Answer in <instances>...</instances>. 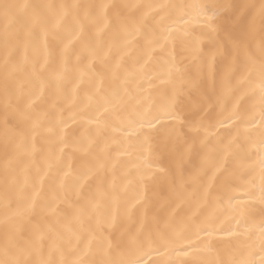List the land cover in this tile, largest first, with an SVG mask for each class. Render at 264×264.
Masks as SVG:
<instances>
[{
    "label": "bare ground",
    "instance_id": "bare-ground-1",
    "mask_svg": "<svg viewBox=\"0 0 264 264\" xmlns=\"http://www.w3.org/2000/svg\"><path fill=\"white\" fill-rule=\"evenodd\" d=\"M5 3L28 7L7 17L0 8V258L7 245L35 248L33 264H99L110 243L115 259L134 237L190 219L211 220L216 231L199 239L194 227L183 230L186 238L170 232L176 243L146 256L147 264H218L246 255L264 220V137L256 77L238 88L228 68L248 55L259 60L262 0H0ZM180 4L230 7L220 10L210 36L203 23L189 17L185 23L177 10L159 7ZM188 11L195 17L194 8ZM36 14L50 28L59 21L47 47L41 28H29ZM75 33L80 38L62 55ZM228 33L241 38L239 48ZM98 87L124 101L99 121ZM173 110L179 120L168 115ZM137 112L160 120L151 128L129 126ZM221 161L226 171L210 179ZM89 196L98 206L94 235L77 239L69 229ZM209 239L210 249L201 243ZM172 247L188 255L177 256Z\"/></svg>",
    "mask_w": 264,
    "mask_h": 264
},
{
    "label": "snow or ice",
    "instance_id": "snow-or-ice-1",
    "mask_svg": "<svg viewBox=\"0 0 264 264\" xmlns=\"http://www.w3.org/2000/svg\"><path fill=\"white\" fill-rule=\"evenodd\" d=\"M18 7L27 8V5L18 6L14 4L5 3L0 5V8L3 9L4 15L7 17L12 13V11ZM76 7V6H73ZM159 7L164 8H172L177 10L178 19L188 22L185 17H189L190 19H195L197 22L203 23L204 27L208 30L209 35L211 33H215L217 31L214 26V20L220 14V10L225 7V5H205V4H196V5H162ZM247 7V6H246ZM195 9V17H191L189 13V9ZM260 15L264 18V0L260 5ZM200 17H204L202 21H200ZM239 22V17L234 24ZM39 27L41 28L45 40V47H47V36L49 31H52L53 38L55 39V28L59 27V21L49 27L48 21L42 19L38 14L33 16V19L29 25V28ZM127 30V25H125ZM138 28H135V31H138ZM169 35H163L161 38L167 41L171 35V29L167 30ZM129 35H133V31L128 32ZM79 33H75L72 35V38L68 41L67 44L64 45V49L62 50V55L67 52L68 44L72 43V40L79 39ZM227 39L231 43L233 48H239L241 46L242 40L240 37H234L231 33H228ZM97 48H99V42H97ZM93 55H96V49H91ZM214 57L208 61V74L209 79L212 81V85L209 88V94L214 91L215 81H214ZM103 63V61H102ZM43 75V71L40 73ZM229 78L236 79V85L238 88H241L245 85H250L253 83V76L256 77V86L258 88L259 93V126L261 129V136L264 137V43H262L259 50V60H256L252 55H248L247 59L243 64H238L235 59L232 64L228 68ZM54 79L58 82L61 79V74H56ZM102 82V81H101ZM97 95L100 97L99 100L96 101V112H97V121L100 120L101 113H107L109 108L115 111L118 107L122 106L124 103L123 98L119 96V93H112L111 96L105 94L103 89L98 87L96 90ZM90 100L93 98L90 97ZM207 114V113H206ZM136 115L139 117L138 119H130L129 126L133 124H139L140 127H144L147 125L149 128L154 126V121L159 122L160 117L158 115L151 116L150 114L137 112ZM175 120H179L180 117L177 115L176 111L173 110L168 113ZM227 120H231L232 116H228ZM66 123V122H64ZM223 126L224 121L220 122ZM249 124L255 125L256 118L255 116L249 120ZM264 143V139L261 141ZM222 169H224L223 162H218L215 166V172L210 179L216 178V172H220L223 174ZM260 171H261V183H260V203L264 204V160L260 163ZM91 174V171L90 173ZM67 175V173H65ZM88 177L85 175L84 179L86 180ZM227 184V178H225V185ZM60 187H63V182L61 181ZM58 194H54V198ZM78 198L82 197V194L77 191ZM35 207V198L32 203L28 205V209L31 210ZM97 204L95 203V198L89 196L87 198V203L84 207L80 208L76 214V226L75 229L70 228L69 231L72 232L73 235L80 239L82 235H94V227L93 222L95 220L94 210L97 208ZM239 211V210H238ZM242 215V213H241ZM236 220L237 225L240 224V220L233 217ZM96 227L100 226L98 220L95 221ZM195 228L194 235L197 239L200 238V233H205L209 238L212 237L213 233L216 231L214 227V222L211 220L206 221L203 224H195L194 221L189 220L183 225L176 224H168L166 225L164 230L159 231L157 234L153 235L149 233L148 235H139L134 237L131 242L125 246V250L119 253L118 258H111L112 245L109 244V251L107 253L108 258L102 259L99 264H147L145 257L150 256L152 252H160L161 248H168L176 243V240L172 238L170 235L174 233L177 238H186L182 235L183 230L187 228L191 231L192 228ZM229 235H233L232 231L228 232ZM250 242L246 245L247 254H241L240 258H233L227 261H219L218 264H264V220L261 221L259 225V234L256 237H249ZM202 244L206 245L209 249L211 248V240H203ZM122 242H118L116 244V248H121ZM189 247L194 249L199 248V244L192 245L189 244ZM36 251L35 248H21L17 246L9 247L5 246L3 251V256L0 258V264H33V261L30 259V256L33 252ZM172 251L176 252L177 256L180 255H188V252L183 249H177L176 247H172ZM36 264H53L52 261L48 260H40L36 262ZM66 264V262H65ZM73 264H87L86 261L78 260L73 262ZM95 264V262H93ZM153 264H173L171 260H163V261H153ZM180 264H186V262L181 261Z\"/></svg>",
    "mask_w": 264,
    "mask_h": 264
}]
</instances>
